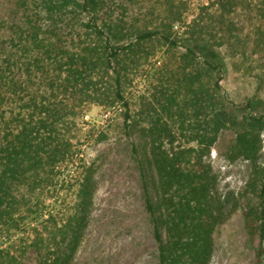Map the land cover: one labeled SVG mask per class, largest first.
Wrapping results in <instances>:
<instances>
[{
    "label": "trees",
    "instance_id": "trees-1",
    "mask_svg": "<svg viewBox=\"0 0 264 264\" xmlns=\"http://www.w3.org/2000/svg\"><path fill=\"white\" fill-rule=\"evenodd\" d=\"M135 1L144 8L140 24L127 17L125 3L114 0H40L36 13L26 16L27 25H15L0 56V238L7 239L0 264H22L29 252L37 264H71L88 221L94 171L84 162L75 166L76 202L60 220L54 214L47 220L30 217L36 215V194L54 189L58 166L73 162L71 132L84 106L119 103L128 126L125 81L141 59L153 55L155 43L168 52L182 50L176 70L156 80L154 103L144 116L161 209L158 219L144 189L156 264H209L219 218L206 158L227 130L234 137L225 159L252 163L242 216L257 241V264H264V164H256L264 103L251 98L236 105L220 85L225 72L220 49L239 44L235 19L251 1L213 0L190 20L186 0ZM254 1L246 13L264 24V0ZM81 15L88 16L83 39L74 34ZM45 19L50 23L43 28ZM255 30V46L264 53V30ZM18 232L22 236L13 237Z\"/></svg>",
    "mask_w": 264,
    "mask_h": 264
},
{
    "label": "rangeland",
    "instance_id": "rangeland-1",
    "mask_svg": "<svg viewBox=\"0 0 264 264\" xmlns=\"http://www.w3.org/2000/svg\"><path fill=\"white\" fill-rule=\"evenodd\" d=\"M186 1L185 15L190 20L202 6L213 0ZM248 1L251 3L241 5L243 8L239 9L235 19L239 27V44L220 49L225 63L220 81L222 94L236 105L251 98L264 103V53L255 46V28L260 26L264 30V24L251 12L246 13L247 5L255 4L254 0ZM39 2L0 0V56L15 35V25H27L26 16L31 11L36 13ZM114 2L125 3L127 17L135 18L138 24L142 22L143 18L138 14L144 8L135 0ZM118 12L121 14L122 10ZM87 20L88 16L81 15L74 28V34H79L82 39L86 37L82 22ZM40 22L43 28L50 23L46 19ZM181 51L168 52L165 46L155 43L153 55L141 59L137 69L129 73L124 87V97L130 107L128 126L125 125L124 108L119 103L84 106L77 116V129L71 132L75 136L73 148L76 150L73 162L58 166L61 174L54 189L36 194V215L30 217L47 220L54 214L60 220L69 215L76 202L75 166L84 162L92 167L94 191L88 221L71 264H156V243L145 210L144 189L158 219L161 209L158 207L157 178L150 162L149 141L144 134L147 126L144 116L147 105L153 106L151 94L156 80L160 74L169 76L171 69L176 70ZM166 69L168 72L163 71ZM233 137L232 131H224L206 158L211 167L212 206L219 218L209 264H257V241L248 235L242 216L248 201L244 190L253 167L244 159L233 163L225 159L223 154ZM256 164H264V140ZM14 236L19 238L22 234L18 232ZM5 245L7 239L0 238V248ZM22 264H37L34 253L29 252Z\"/></svg>",
    "mask_w": 264,
    "mask_h": 264
}]
</instances>
